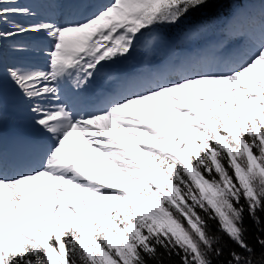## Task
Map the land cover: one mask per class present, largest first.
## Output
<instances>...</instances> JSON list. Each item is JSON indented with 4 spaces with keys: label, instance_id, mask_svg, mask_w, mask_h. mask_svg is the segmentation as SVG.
Listing matches in <instances>:
<instances>
[{
    "label": "snow or ice",
    "instance_id": "obj_1",
    "mask_svg": "<svg viewBox=\"0 0 264 264\" xmlns=\"http://www.w3.org/2000/svg\"><path fill=\"white\" fill-rule=\"evenodd\" d=\"M250 225L264 0H0V264H264Z\"/></svg>",
    "mask_w": 264,
    "mask_h": 264
},
{
    "label": "trees",
    "instance_id": "obj_2",
    "mask_svg": "<svg viewBox=\"0 0 264 264\" xmlns=\"http://www.w3.org/2000/svg\"><path fill=\"white\" fill-rule=\"evenodd\" d=\"M250 230L248 233V242L253 245L256 249L257 254L261 251L258 245H256V236L259 235L261 238H264V233H258L255 229L251 228V225L249 226Z\"/></svg>",
    "mask_w": 264,
    "mask_h": 264
}]
</instances>
